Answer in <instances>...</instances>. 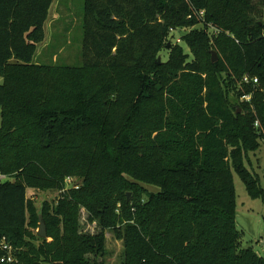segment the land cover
<instances>
[{"label": "trees", "instance_id": "16d2710c", "mask_svg": "<svg viewBox=\"0 0 264 264\" xmlns=\"http://www.w3.org/2000/svg\"><path fill=\"white\" fill-rule=\"evenodd\" d=\"M53 2L0 0L2 264H105L107 230L122 264H264L241 246L234 183L264 198L246 165L264 141V0H85L81 66L34 62ZM29 189L61 194L38 209Z\"/></svg>", "mask_w": 264, "mask_h": 264}, {"label": "rangeland", "instance_id": "374dc122", "mask_svg": "<svg viewBox=\"0 0 264 264\" xmlns=\"http://www.w3.org/2000/svg\"><path fill=\"white\" fill-rule=\"evenodd\" d=\"M58 2L59 17L56 21L52 20L54 16V6ZM84 3L85 0H54L50 10L48 20L44 25L45 39L38 44L34 62L42 64H59L81 66L84 63L82 47L84 38ZM185 29L173 32L172 42L181 44L187 53H190L189 47L181 41ZM171 43V42H169ZM161 62L168 58L167 50L161 55ZM158 56V58H159ZM160 62V63H161ZM0 78V83L2 82ZM1 113V110H0ZM1 123V114H0ZM249 169L255 172L264 189V141L258 151L252 152L246 161ZM11 180H13L11 178ZM234 183L237 200V228L241 233L242 248L252 247L260 256L264 257V198H251L241 178L234 172ZM80 180L71 179L67 184V189L78 186ZM150 192H157L158 188L154 185L143 184ZM66 189V190H67ZM61 191L39 189H29L28 198L32 199L38 209L43 202H53L59 198ZM130 194L131 197V193ZM81 228L84 232L97 233L99 227L96 223L88 221V213L85 209L81 211ZM38 232V229H37ZM106 250L100 257L105 264H122L124 255L123 241L117 239L111 230L106 231Z\"/></svg>", "mask_w": 264, "mask_h": 264}, {"label": "built area", "instance_id": "2783aa9c", "mask_svg": "<svg viewBox=\"0 0 264 264\" xmlns=\"http://www.w3.org/2000/svg\"><path fill=\"white\" fill-rule=\"evenodd\" d=\"M201 15L204 14V12H200ZM243 82L245 83H249V82H254V83H258V79L255 77V78H251L250 76L248 75H245L244 78H243ZM242 99H245V100H250L251 99V95H245L242 97ZM258 123H256L257 125ZM10 178H8L7 175L5 174H2L0 172V182L1 181H5V180H8ZM71 179L73 178H67L66 179V183H70L71 182ZM75 187H78V186H75ZM0 247L6 252V254H4L1 258H0V264L2 263H6V262H13L15 261V249L13 247V245L7 240L6 237H2L0 239Z\"/></svg>", "mask_w": 264, "mask_h": 264}, {"label": "water", "instance_id": "95a60500", "mask_svg": "<svg viewBox=\"0 0 264 264\" xmlns=\"http://www.w3.org/2000/svg\"><path fill=\"white\" fill-rule=\"evenodd\" d=\"M171 43H168V47H170ZM219 59L218 54L216 51H212V61L215 62ZM161 62V57L158 58V63ZM130 197V194H128V198ZM40 226L38 228V235L40 237H46L47 236V229L45 223L42 221V217H40Z\"/></svg>", "mask_w": 264, "mask_h": 264}, {"label": "crops", "instance_id": "0c3cea01", "mask_svg": "<svg viewBox=\"0 0 264 264\" xmlns=\"http://www.w3.org/2000/svg\"><path fill=\"white\" fill-rule=\"evenodd\" d=\"M52 6H53V4H52ZM52 6H51V9H52ZM58 2H57V4H55V6H54V16H52V20L53 21H56L57 19H58V17H59V13H60V11L58 10ZM50 9V10H51ZM50 16V15H49ZM38 46V45H37Z\"/></svg>", "mask_w": 264, "mask_h": 264}]
</instances>
